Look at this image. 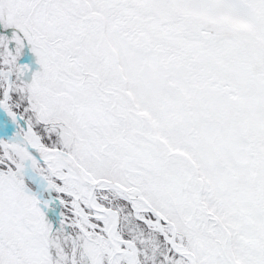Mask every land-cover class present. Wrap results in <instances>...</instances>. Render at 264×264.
Here are the masks:
<instances>
[{
    "label": "snow or ice",
    "instance_id": "6c2138e0",
    "mask_svg": "<svg viewBox=\"0 0 264 264\" xmlns=\"http://www.w3.org/2000/svg\"><path fill=\"white\" fill-rule=\"evenodd\" d=\"M0 264H264V0H0Z\"/></svg>",
    "mask_w": 264,
    "mask_h": 264
},
{
    "label": "trees",
    "instance_id": "16d2710c",
    "mask_svg": "<svg viewBox=\"0 0 264 264\" xmlns=\"http://www.w3.org/2000/svg\"><path fill=\"white\" fill-rule=\"evenodd\" d=\"M31 59H35L34 54H29Z\"/></svg>",
    "mask_w": 264,
    "mask_h": 264
}]
</instances>
